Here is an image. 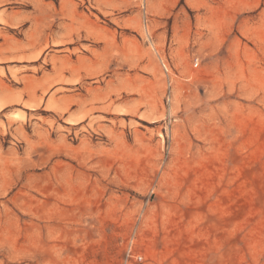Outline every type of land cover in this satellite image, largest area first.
Wrapping results in <instances>:
<instances>
[{
    "label": "rangeland",
    "instance_id": "374dc122",
    "mask_svg": "<svg viewBox=\"0 0 264 264\" xmlns=\"http://www.w3.org/2000/svg\"><path fill=\"white\" fill-rule=\"evenodd\" d=\"M0 264H264V0H0Z\"/></svg>",
    "mask_w": 264,
    "mask_h": 264
}]
</instances>
